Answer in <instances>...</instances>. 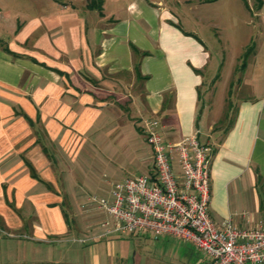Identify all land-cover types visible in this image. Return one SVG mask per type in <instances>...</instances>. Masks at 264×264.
Instances as JSON below:
<instances>
[{
	"label": "crops",
	"instance_id": "obj_1",
	"mask_svg": "<svg viewBox=\"0 0 264 264\" xmlns=\"http://www.w3.org/2000/svg\"><path fill=\"white\" fill-rule=\"evenodd\" d=\"M88 1L33 0L36 11L14 19L0 6V264H127L111 236L129 233L111 230L105 210L86 204L76 170L84 148L103 146L111 157L134 154L136 175L150 173L146 119L165 141L196 133L210 147L207 212L215 224H257L264 56L262 74L256 53L244 70L249 94L230 117L219 115L200 100L209 54L180 25L176 0H101L100 13ZM131 129L142 144L127 139Z\"/></svg>",
	"mask_w": 264,
	"mask_h": 264
},
{
	"label": "rangeland",
	"instance_id": "obj_2",
	"mask_svg": "<svg viewBox=\"0 0 264 264\" xmlns=\"http://www.w3.org/2000/svg\"><path fill=\"white\" fill-rule=\"evenodd\" d=\"M31 1L0 0V6L2 11L9 12L10 17L14 19L19 13L36 11L37 7L28 8ZM176 1L179 6L177 15L182 23L180 25L201 39L209 54L207 64L201 72L204 80L199 89L200 100L203 104L208 102L219 115L225 113L230 117L236 103L247 96L248 90L243 85L244 70L254 53V67H261L262 74L264 0L259 14H255L257 0H219L213 4H201L202 0ZM34 2L39 4L38 1ZM218 121L220 120H209L207 123L215 126ZM131 132L127 139L132 137V142L135 139L142 144L141 136L134 129H131ZM103 149V146L91 151L84 148L78 157L80 167L76 170L77 176L80 180H86V188L90 193L88 197L105 198L113 183L136 175L140 169L134 154L129 151L121 156L117 151L111 157ZM88 156L93 157V160H88ZM92 205L96 207L95 204ZM100 212L105 214L106 211ZM111 240L116 242L118 255L124 258L127 264H203L204 261L199 250L186 242L165 235L153 237L148 233L114 234Z\"/></svg>",
	"mask_w": 264,
	"mask_h": 264
},
{
	"label": "built area",
	"instance_id": "obj_3",
	"mask_svg": "<svg viewBox=\"0 0 264 264\" xmlns=\"http://www.w3.org/2000/svg\"><path fill=\"white\" fill-rule=\"evenodd\" d=\"M156 125L146 119L141 128L150 173L125 177L109 199L89 196L86 204L103 208L114 232L179 239L201 252L203 264H264V215L254 226L215 224L207 212L210 147L196 133L165 141Z\"/></svg>",
	"mask_w": 264,
	"mask_h": 264
},
{
	"label": "trees",
	"instance_id": "obj_4",
	"mask_svg": "<svg viewBox=\"0 0 264 264\" xmlns=\"http://www.w3.org/2000/svg\"><path fill=\"white\" fill-rule=\"evenodd\" d=\"M257 3H258L257 5H260L261 4V0H257ZM87 8H89V9H96L98 11V13H100L101 0H89L88 3H87ZM42 149L44 151V147H42Z\"/></svg>",
	"mask_w": 264,
	"mask_h": 264
}]
</instances>
